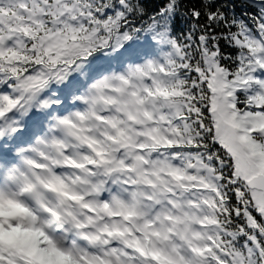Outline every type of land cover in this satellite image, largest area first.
Listing matches in <instances>:
<instances>
[{
  "label": "snow or ice",
  "instance_id": "6c2138e0",
  "mask_svg": "<svg viewBox=\"0 0 264 264\" xmlns=\"http://www.w3.org/2000/svg\"><path fill=\"white\" fill-rule=\"evenodd\" d=\"M0 264H264V0H0Z\"/></svg>",
  "mask_w": 264,
  "mask_h": 264
},
{
  "label": "clouds",
  "instance_id": "9594fccd",
  "mask_svg": "<svg viewBox=\"0 0 264 264\" xmlns=\"http://www.w3.org/2000/svg\"><path fill=\"white\" fill-rule=\"evenodd\" d=\"M123 85L120 83L119 80L117 79H113V78H109L108 80V85L103 86V88L107 89L104 91L105 95H113L116 94L115 93V89H119L121 88ZM106 106L100 105L98 106V110L100 111H104ZM75 111V110H73ZM89 123L93 126V127H97L98 125L95 124V121L90 120ZM40 141H42L44 138H38ZM33 147L37 150V151H30L27 153L28 157L31 159H35L37 160V162L42 163V164H47L48 161L41 159L39 153L40 152H45L48 155H53V150L50 147V145L45 144L43 142H37L33 145ZM24 171L27 172L28 174V179H30L33 183L37 184L38 187V191L43 195V197L47 200V202L49 204H51L52 206L56 207L59 211H65V210H69L72 212H76V213H80L81 209H79L77 206L74 205L73 202L71 201H65L63 203H61V197L55 193L52 192L48 189H46L42 184L39 183V180H37V177H43L44 179H49L54 173H55V169H49L47 171L45 170H40V169H29V168H25ZM64 175L66 177H68L69 175H74V173L70 172V170H65ZM23 177L21 178V181L23 182ZM57 187H61L60 185H56ZM73 187H76L75 185H73Z\"/></svg>",
  "mask_w": 264,
  "mask_h": 264
}]
</instances>
